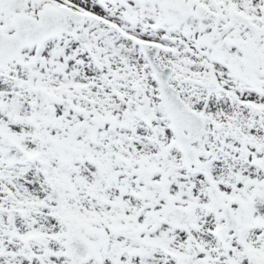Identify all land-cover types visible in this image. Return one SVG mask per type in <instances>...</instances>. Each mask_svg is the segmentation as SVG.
I'll return each instance as SVG.
<instances>
[{"label": "snow or ice", "instance_id": "1", "mask_svg": "<svg viewBox=\"0 0 264 264\" xmlns=\"http://www.w3.org/2000/svg\"><path fill=\"white\" fill-rule=\"evenodd\" d=\"M0 264H264V0H0Z\"/></svg>", "mask_w": 264, "mask_h": 264}]
</instances>
